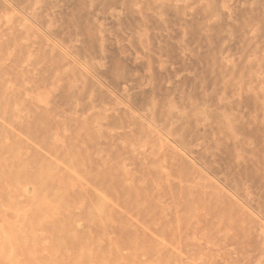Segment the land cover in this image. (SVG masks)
<instances>
[{
	"label": "rangeland",
	"instance_id": "1",
	"mask_svg": "<svg viewBox=\"0 0 264 264\" xmlns=\"http://www.w3.org/2000/svg\"><path fill=\"white\" fill-rule=\"evenodd\" d=\"M0 246L264 264V0H0Z\"/></svg>",
	"mask_w": 264,
	"mask_h": 264
},
{
	"label": "bare ground",
	"instance_id": "2",
	"mask_svg": "<svg viewBox=\"0 0 264 264\" xmlns=\"http://www.w3.org/2000/svg\"><path fill=\"white\" fill-rule=\"evenodd\" d=\"M160 1V0H159ZM169 1V0H168ZM40 2V1H39ZM41 3V2H40ZM171 4H172V2H170ZM156 4V3H155ZM209 5V4H208ZM37 7V6H36ZM180 8V7H179ZM209 8H210V6H209ZM186 9V8H185ZM32 11V10H31ZM30 11V12H31ZM16 16V15H15ZM17 17V16H16ZM8 18V17H7ZM88 21V20H87ZM86 21V22H87ZM37 28V27H36ZM33 29V28H32ZM35 29V28H34ZM31 30V29H30ZM59 34V33H58ZM4 37V36H3ZM78 38V37H77ZM22 42V41H21ZM25 57V56H24ZM27 58V57H26ZM85 59H86V57H85ZM25 67V66H24ZM29 71V70H28ZM55 78V77H54ZM56 79V78H55ZM10 101V100H9ZM10 102H12V101H10ZM250 104V103H249ZM155 106V105H154ZM200 113V112H199ZM203 113V112H202ZM138 118H140V117H138ZM155 122H157V121H155ZM157 124V123H156ZM162 126V125H161ZM172 126V125H171ZM173 127V126H172ZM164 128V127H163ZM170 128V127H169ZM172 129V128H171ZM137 147V146H136ZM142 147V146H141ZM138 148V147H137ZM164 152V151H163ZM130 178V177H129ZM99 192V191H98ZM110 200V199H109ZM114 207H115V205H114ZM49 210H50V208H49ZM125 213V212H124ZM180 228V227H179ZM33 241V240H32ZM31 241V242H32ZM33 244V243H32ZM36 250V249H35ZM0 264H18L16 261H15V259L14 258H12L11 256H9V255H7L5 252H4V250L1 248V246H0Z\"/></svg>",
	"mask_w": 264,
	"mask_h": 264
}]
</instances>
